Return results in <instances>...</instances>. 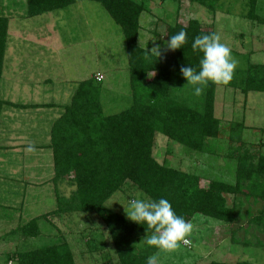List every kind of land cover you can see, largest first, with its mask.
Listing matches in <instances>:
<instances>
[{"label": "trees", "instance_id": "obj_1", "mask_svg": "<svg viewBox=\"0 0 264 264\" xmlns=\"http://www.w3.org/2000/svg\"><path fill=\"white\" fill-rule=\"evenodd\" d=\"M100 4L120 27L128 61L131 103L124 110L107 115L102 105V87L93 76L79 83L69 105L53 123L50 142L42 148L53 156V187L55 210L31 220L19 231L25 239H37L43 234L39 221L73 216H96L106 227L118 264H146L157 253L143 243L146 228L130 221L108 207L109 200L127 186L142 195L168 199L177 215L192 222L196 216L235 224L243 219L245 202L261 203L254 214L247 211L250 226L264 234V154L254 151L243 140L244 122H232L227 157L235 161V180L213 179L202 187L203 178L159 163L154 157L156 136L163 135L189 153L219 157L223 151L214 144L222 132L221 121L215 115L217 85L209 83L199 97L180 73L182 65L199 69L202 53L191 48L195 36L215 34L199 20L188 24H166L165 39L184 30L187 42L182 49L170 50L166 57L149 55L151 51L139 44L141 16L149 11L148 0H26V19L64 10L82 2ZM179 7L183 1L198 4L216 13L220 0H170ZM259 0H249L248 19L264 24L257 13ZM10 19L0 15V137L4 112L8 109L27 110L53 107L23 105L2 96L5 55L8 48ZM158 35L160 33L156 32ZM149 53V54H148ZM245 96L264 93V64H248L240 80L231 84ZM1 141V138H0ZM248 146V147H247ZM3 146L0 143V151ZM259 152V153H256ZM171 153V151H170ZM67 184L74 188L69 196L60 191ZM227 196H232L228 205ZM151 235V231H148ZM250 245V242H244ZM264 247V242H257ZM16 264H76L67 241L47 247L12 254ZM210 264H253L250 262Z\"/></svg>", "mask_w": 264, "mask_h": 264}, {"label": "rangeland", "instance_id": "obj_2", "mask_svg": "<svg viewBox=\"0 0 264 264\" xmlns=\"http://www.w3.org/2000/svg\"><path fill=\"white\" fill-rule=\"evenodd\" d=\"M248 2L249 0H220L217 12L211 13L206 8L188 1H183L178 11L179 6L173 1L148 0L149 11L141 16L139 44L150 51L160 45L159 55L166 57L170 52L165 45L166 24L180 22L186 25L192 19L199 20L206 27L215 29V34L238 60V66L229 84L237 83L248 64H264V24L248 19ZM25 6L26 0H0V15L10 19L11 38L7 64L12 63L14 67L19 64L32 74L39 72L42 74L41 77L37 76L40 80L50 78L54 85V95L59 89L70 90L72 94L77 81L95 77L100 73L104 77L100 84L105 114H115L130 106L131 87L125 41L120 27L100 4L82 2L34 19L23 17ZM257 13L264 17V0H259ZM44 45L49 48L48 51L43 49ZM26 76L24 80L30 83L22 102H38L36 94L26 93L33 90L36 75ZM52 96H47L50 100L46 99L44 103L52 102ZM60 111L61 109H46L44 112L56 115ZM39 112L42 111L27 110L22 114L19 110L4 112L1 138L2 144L10 146V160L17 158L22 161L20 154L25 150L20 148L21 146H27L29 143L36 146L42 143V136L36 138L35 130L48 134L49 127L46 124L50 117ZM19 113L21 117H18ZM215 115L220 119L222 128L214 143L217 148L223 149L219 157L189 153L181 145L174 144L160 134L156 136L154 157L159 163H166L176 169L201 176L204 180L202 187H206L213 179L234 182L236 163L229 159L226 153L230 145L229 128L232 122H244V142L252 150L264 154V93H250L245 96L232 85H217ZM43 124L44 126H41ZM30 129H34L31 135ZM25 137L29 141L25 142ZM11 140H14L15 144ZM51 153V150L44 151L38 166L40 172L36 170L35 176L32 172L36 167H32V164L36 163L38 151L24 154L23 156L27 157L26 173L32 177L43 173V178H49L53 173L52 155L49 158ZM0 160V168H5L4 172H0V264H16L11 261L15 252L43 248L63 241L70 244L76 264L119 263L108 231L96 216L63 217L52 222L42 219L39 221V226L43 229L42 236L37 239H25L18 229L31 220L55 210L53 187L48 185L49 181L31 184L20 180V170L12 167L14 163L6 165L7 157L4 155H1ZM8 168L15 172H6ZM23 169L25 170V166ZM12 174L14 178H8V175ZM46 184L44 189L34 190L32 187H42ZM127 187L130 196L124 191L118 192L107 203L109 208L125 218L127 216L124 207L127 209L128 199L144 196L141 192ZM73 189L67 184L60 186V191L65 196H69ZM31 194H38V199L33 197L30 202ZM227 199L228 205L231 206L232 196H227ZM261 208V203L246 201L242 210L245 216L235 224L196 216L191 222L192 230L186 237L187 242L181 243L172 253L157 251L155 255L158 257V264H210L214 261L264 264V247L257 246L258 241L264 242V234L258 233L255 226H250V218L246 217L247 211L251 210L257 214ZM247 241L251 244L245 245L244 242Z\"/></svg>", "mask_w": 264, "mask_h": 264}, {"label": "clouds", "instance_id": "obj_3", "mask_svg": "<svg viewBox=\"0 0 264 264\" xmlns=\"http://www.w3.org/2000/svg\"><path fill=\"white\" fill-rule=\"evenodd\" d=\"M187 42L184 30L169 36L165 42L167 49L175 51L182 49ZM194 53H202L199 60V69L187 64L180 67V73L187 84L193 87L192 95L199 97L204 86L209 83L222 86L231 82L238 60L232 56L231 49L221 42L216 34H202L194 37L191 44ZM160 45L152 49L149 55L160 54ZM36 148L29 143L26 153L35 152ZM130 221L146 228L147 235L142 239L148 247H154L161 253L176 251L181 243H186V237L191 233L192 225L183 216L177 215L171 202L166 198L152 199L140 196L128 199L127 209L124 207ZM151 231V235L148 231ZM146 264H158L157 255L147 258Z\"/></svg>", "mask_w": 264, "mask_h": 264}, {"label": "crops", "instance_id": "obj_4", "mask_svg": "<svg viewBox=\"0 0 264 264\" xmlns=\"http://www.w3.org/2000/svg\"><path fill=\"white\" fill-rule=\"evenodd\" d=\"M9 38H11L10 37V31H9ZM8 44H9V40H8ZM43 49L46 50V51L49 50V48L46 45H44ZM8 51H9V45H8V48H7V51H6V55H5L4 73H3V80H2V85H1V92H2L3 98L5 100L10 101V102L23 104V105H38V106H40V105H50V104L53 105V107H48V108L27 109L29 111H32V110L42 111V112H39V113H41V114L45 113L46 116L50 117V119L47 121V124H46L49 127L48 134H46V132H43V131L37 132L35 130V132H36V136L35 137L39 138L40 136H42V138H43L41 140L42 143H39V144H37L35 146L36 150L38 151V155H36V157H35V158H37L36 159V163L32 164V167H36V168H34V172H32V175L35 176L36 175V173H35L36 170H38V173L40 172L38 166H39L40 159H42L41 158L42 155H44V151H47V150L49 151L50 150V149H46V148H42V147L47 145V144H49V142H50V130H51V127H52L53 123L62 115V113L64 111V107L71 103L72 97H73V95H74V93H75V91H76V89H77V87L79 85V82H81V81H77L76 88L73 89V91H72L73 93L72 94H71L70 90L59 89V91H57L55 93V95H54L53 94L54 85H53V82L50 80V78L45 77V79L41 78V80H40L37 76L41 77L42 74L39 73V72H37L35 74H32V72H27L26 71L27 69L24 70L21 66H19V64H17L15 67L13 66L12 63L11 64H7L6 62H7V59H8L7 58V54H8L7 52ZM22 59L23 58L21 57L20 60H22ZM18 62H19V60H18ZM97 74H100V73H97ZM26 75H28L29 77H35L34 75H36L35 78H37V79L35 80V86H34L33 90H31V91L28 90L26 93L31 92L32 94H36V97L39 100L38 102H34V103H31V102L24 103V102H22V100L25 98L24 92L28 89L27 86H29V83H30V81H25L24 80L27 77ZM22 76H25V77L23 78ZM9 80H10V82H9ZM41 85H43L44 87L41 86ZM3 89H5V90H3ZM16 96H18V98L21 97L22 99L20 100V99L16 98ZM47 96H52L54 98L53 101L44 103V101L48 98ZM65 96L67 97L66 99H65ZM12 99H16V101H13ZM41 99H42V101H40ZM47 100H50V99H47ZM64 100L67 101V102L63 103V102H65ZM46 109H48V110H50V109H52V110L61 109V111H60V113H58L56 115H53V114H50V112H44ZM10 110H12L14 112L16 111L14 109H8L7 111H10ZM27 110H19V111L22 114L23 112H26ZM21 114L18 117H21L22 116ZM4 115L5 114H3V117H4ZM3 117H2V123L4 121ZM30 120H32V119H30ZM41 121L43 122V120H41ZM11 123H13V122H11ZM27 124L29 125L30 122H28ZM41 126H44V124L41 125ZM30 130H31V132H30V135H31L32 131H34V129L33 130L30 129ZM43 135H45V136H43ZM1 137H2V129H1ZM25 139H26V137H25ZM11 141H13V143L15 144L14 140H11ZM27 141H29V140L26 139L25 142H27ZM0 143L3 146V149L0 151V157H1V155H4V156L7 157V161H6L7 164L6 165L14 163V166H12V167L18 168L17 170H20V173H18V175H21L19 177L20 180H24L26 183L33 184V183H36V182L38 183V182H42V181L47 182V181L52 179L53 173H52L51 176H49V178H43V173L37 175L36 177H32V176L28 175L26 173L28 171V168L26 167L27 166V162H26L27 161L26 160L27 157L23 156L24 154H26V152H22L20 154V156H22V161L18 160L17 158H11V160H10V157H11L10 153L11 152L8 151V149H9L8 147H10V146H6V145L2 144V138H1ZM27 146H24V147L21 146L20 148L25 150V148ZM14 147H16V146H13V148ZM51 155H52V153L50 154V157L48 155L47 156L49 158H51ZM49 158H47V159H49ZM51 159H52V162H53V156H52ZM32 161H35V160H32ZM48 162H50V159L48 160ZM23 166H25V170L23 169ZM3 168H0V172H4L3 170L5 168L4 169ZM9 171H10V173L15 172L14 170L12 172V169L8 168L6 172H9ZM8 176H9L8 178H10V179H11V177H12V179L14 178L13 174H12V176L11 175H8ZM5 177H7V176H5ZM45 186H47V184L42 186V187H37V186L36 187L32 186V187L34 188V190H38V189H44ZM33 197L38 199V194H31L30 202H31ZM37 199H35V200H37Z\"/></svg>", "mask_w": 264, "mask_h": 264}, {"label": "built area", "instance_id": "obj_5", "mask_svg": "<svg viewBox=\"0 0 264 264\" xmlns=\"http://www.w3.org/2000/svg\"><path fill=\"white\" fill-rule=\"evenodd\" d=\"M95 78L98 82H101L104 79V77L100 74L95 75Z\"/></svg>", "mask_w": 264, "mask_h": 264}]
</instances>
